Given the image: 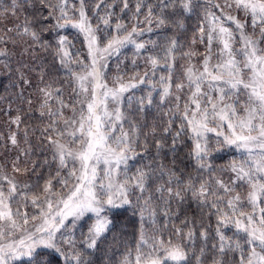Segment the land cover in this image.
<instances>
[{
  "label": "snow or ice",
  "instance_id": "obj_1",
  "mask_svg": "<svg viewBox=\"0 0 264 264\" xmlns=\"http://www.w3.org/2000/svg\"><path fill=\"white\" fill-rule=\"evenodd\" d=\"M0 264H264V0H0Z\"/></svg>",
  "mask_w": 264,
  "mask_h": 264
},
{
  "label": "trees",
  "instance_id": "obj_2",
  "mask_svg": "<svg viewBox=\"0 0 264 264\" xmlns=\"http://www.w3.org/2000/svg\"><path fill=\"white\" fill-rule=\"evenodd\" d=\"M194 23H195L194 20L193 21H189L190 27L193 26ZM69 35H70V37L75 36L74 30H69ZM145 38H147V36ZM153 38H155V37H153ZM74 42L77 44V48H80L79 39L75 40ZM201 50H202V48H201ZM124 52H125V54L128 57V60H126L125 63L128 64V71L131 72L130 60H131V57H132V50L129 48V49H125ZM116 61H117L116 57H113L112 60L110 61L111 68H112L113 71L115 70ZM142 68H143V65L141 64V69ZM136 91H137V94L139 95L140 94L139 89H137ZM222 155H225V159L221 160V161H218L219 164L226 163L227 160L232 158L231 157V150H229L227 153H222ZM131 238H132L131 237V229H129V239H131Z\"/></svg>",
  "mask_w": 264,
  "mask_h": 264
}]
</instances>
